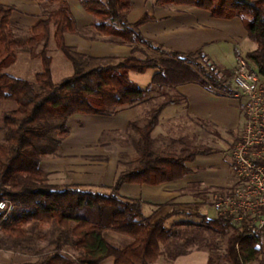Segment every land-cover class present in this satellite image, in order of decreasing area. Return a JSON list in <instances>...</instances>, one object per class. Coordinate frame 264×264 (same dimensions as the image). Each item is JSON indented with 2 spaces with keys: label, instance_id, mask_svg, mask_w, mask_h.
I'll return each instance as SVG.
<instances>
[{
  "label": "trees",
  "instance_id": "16d2710c",
  "mask_svg": "<svg viewBox=\"0 0 264 264\" xmlns=\"http://www.w3.org/2000/svg\"><path fill=\"white\" fill-rule=\"evenodd\" d=\"M35 1L44 7L45 0ZM70 1L48 0L55 10H42L43 17L30 28L13 21L14 6L0 3V102L16 103V109L5 114L0 128L5 138L0 143V202L14 206L7 221L0 219V233L15 240V252L34 257L25 264H101L111 257L115 264H153L160 259L173 262L193 249L208 252V264H214L219 239L225 241L229 264H264V229L257 230L247 218L236 225L231 215L210 219L198 212V205L193 210L175 205L168 214L154 220L153 216H145L143 200L120 193L125 184L157 186L180 180L196 172L187 163L198 156L220 153L203 145H186L179 154H159L152 134L167 107L188 103L177 91L181 86L194 84L213 95L235 98L238 90L233 82L234 71L214 63L203 49L186 54L146 38L142 26L156 19L145 13L138 21L130 22L132 0L80 1L84 11L95 19L93 28L99 37L117 45H132V52L149 50L153 54L145 58L132 54L95 59L80 53L66 42L67 34H79ZM155 1L162 8L194 7L210 12L215 19L241 20L248 39L257 45L244 58L250 70L264 77V0ZM28 29L27 38L19 36ZM51 40L74 69L70 77L58 83L53 80V60L48 55ZM37 48L40 52L36 57L43 68L36 74L35 83L5 73L17 62L18 53ZM95 61L97 64L90 65ZM148 70L156 73L146 89L131 81V73L144 74ZM155 93L162 101L151 106L144 126L137 121L128 126L138 136L134 147L139 156L127 164L128 169L117 173L112 186L100 191L49 181L41 164L70 135V118L115 117L129 108L156 101L152 98ZM53 130L56 135H52ZM39 141L46 142L40 145ZM233 168L230 165L231 172ZM219 191L225 196L233 194L230 188ZM174 216L191 220L166 227L167 220ZM41 225L50 227L49 251L36 246L34 233ZM106 231L127 236L132 243L124 249L115 248L104 239Z\"/></svg>",
  "mask_w": 264,
  "mask_h": 264
},
{
  "label": "crops",
  "instance_id": "0c3cea01",
  "mask_svg": "<svg viewBox=\"0 0 264 264\" xmlns=\"http://www.w3.org/2000/svg\"><path fill=\"white\" fill-rule=\"evenodd\" d=\"M16 1L30 5L32 8L31 12H29L30 10L14 5L16 13L22 12L37 18L38 20L36 23L40 20L39 15L41 12L38 3L34 5L33 2H31L32 0ZM157 8L169 10L171 13L167 15H157L146 12L150 17L155 18L156 21L142 26L141 31L146 38L157 44L163 45L168 50L188 54L203 49L214 63L234 71L237 65L236 58L238 57L236 53L245 57L247 53L257 49V45L248 39L247 32L239 19H215L211 16L210 12L194 7L173 6L162 8L157 6ZM85 15L86 14H83L81 17L87 19L88 15ZM89 16L92 17L91 15ZM21 18V21H18V23L28 25L26 24V18L23 16H21ZM137 20L138 19H136V21ZM246 42L249 44L251 43V45L254 44L255 47L251 46V48L243 54L240 45ZM74 45L75 44H73V46ZM77 46L82 49L81 44ZM177 91L187 98L188 103L167 107L166 109H170L168 114H164L166 109L162 112L158 125L152 134L154 140L162 139L165 140V142L168 140L169 142L173 141L175 137L174 130L181 125L180 122L174 120L177 114H181V116L184 115L191 124L193 122V130L200 131L201 129L209 127L220 134L223 132H236L242 127L243 115L241 101L237 97H219L194 84L181 86ZM73 117L79 116L75 115ZM135 117L136 115L133 108L124 110L115 117H108V120H111L113 125H110L107 130L126 129L129 123L134 121ZM103 128L104 127L101 128L102 131H106V127ZM74 142L72 128L70 135L63 141L60 147V155L52 157L49 162L47 173L50 174V182L56 185L112 186L119 172L120 156L131 152L130 148H126L129 146H119L121 149H118L119 152L115 157L106 153L111 147L110 144L101 147V150L104 149L101 155L106 157L104 161L110 160L104 164L99 161L92 162L83 159L90 157V155L83 154L81 151L82 148L74 149ZM73 149L75 151L70 152ZM187 167L196 170V172L180 180L163 183L157 186L125 184L121 188L120 193L123 197L129 199L143 200L146 203L144 207L145 216H153L155 220L168 214L175 205L184 210L185 207L182 206L181 203L188 204L190 202H185L183 200L182 193L189 191V189L194 186L221 190L225 189L228 185L231 172L230 164L226 161L222 151L208 156H198L194 162L187 163ZM187 197L189 196H186V198ZM183 220L191 219L183 216H174L167 220L166 227L169 228ZM104 239L110 245L118 249H124L132 243L131 238L113 231H106L104 233ZM33 260L34 257L30 255L17 252H9V254H7L0 251V264H25ZM208 263V252L194 249L189 254L181 256L173 262L160 259L153 264ZM101 264H115V259L112 257L108 258Z\"/></svg>",
  "mask_w": 264,
  "mask_h": 264
},
{
  "label": "rangeland",
  "instance_id": "374dc122",
  "mask_svg": "<svg viewBox=\"0 0 264 264\" xmlns=\"http://www.w3.org/2000/svg\"><path fill=\"white\" fill-rule=\"evenodd\" d=\"M33 4H37L35 0H32ZM45 5L42 8L40 5V15L39 17H43L42 10L45 9L46 13H51L55 10V8L51 7L48 4V0H45ZM0 3L5 5L18 6L20 8L30 10L31 6L23 4L21 2H17L16 0H0ZM134 9L130 14L129 20L131 22H135L136 19L139 18L146 12L151 14H170L171 11L164 10L161 8H157L155 0H133ZM71 8L73 10V14L77 19V25L79 29V34H68L67 35V44L71 47H74L80 53L86 54L95 59H102L108 57L115 58H124L129 57L130 55H134L138 58H145L146 54L152 55L153 53L149 50L142 53V51H133L132 45H117L114 43H110L107 39H103L97 35V32L93 28V24L95 23V19L89 16L84 9L82 8L80 0H72L70 1ZM178 13V12H177ZM83 14L88 15L87 19L82 18ZM85 15V16H86ZM21 16L26 18V24L24 25L27 28H30L32 24L36 23L38 20L28 14L25 13H16L14 14L13 21L18 22L21 21ZM84 16V17H85ZM137 20V21H138ZM55 30V27H52V31ZM20 37L23 39L27 38L30 35L29 29L25 30L23 33H19ZM96 38V40H93ZM75 44L73 46V44ZM78 44L82 45V49L78 48ZM254 46L248 42L240 45V49L242 53H246V51ZM141 48V47H137ZM83 50V51H82ZM40 52V48H37L34 52H30L28 50H22L18 53L17 62L11 66L9 69L5 71L6 74L22 80H27L32 83H35V76L37 73L42 71V62L41 59L37 58V54ZM48 55L52 58V75L54 82L58 83L62 80L70 77L74 73V69L72 63L64 56V54L56 48V45L53 40L50 41L48 47ZM243 57V56H242ZM98 61L91 62L90 65L97 64ZM156 73L155 70H148L144 74L131 73L130 78L131 81L136 83L140 88L146 89L152 82V78ZM152 98H155L156 101H152L149 105L146 103H142L133 107L136 117L134 121H137L141 126H144L146 119L148 117V112L150 111L151 106L157 104L162 101L159 93H155ZM241 101V109L243 115V124L242 127L232 133H218L212 128L206 127L205 129L193 130V122L192 124L187 121L184 115L181 114L175 115L174 120L176 122H180L181 125L178 126L176 130H174V139L172 142H169L162 139L155 140V148L157 153L166 154V153H177L186 145H194V146H206L211 147L213 149H217L222 151V154L225 155L226 161L230 164H234L233 153L237 144L244 141L246 138V110H245V98H238ZM16 109L15 102H0V128L4 126V116L7 112ZM170 109H166L164 114H168ZM79 117H72L68 121V126L73 128V143L74 149H81L83 154H88L90 157L83 158L92 162H103L104 164L108 161H104L106 157L101 155L104 152V149H100L101 147H105L106 145H111L110 149L106 151L110 156H114L119 152L118 149H121L119 146H129L126 148H130L131 152L126 154H122L120 156V166L119 171H123L128 169L127 164L134 160L139 156V152L134 147V141L138 139L135 131L127 127L122 130H107L110 125H113L111 120H108V117H100V116H92V115H78ZM163 117V116H162ZM122 118V117H121ZM57 121V120H54ZM187 123V124H186ZM102 127H106V131H102ZM103 128V129H104ZM194 131V132H193ZM56 131L53 130L52 135L55 134ZM211 133V134H210ZM5 141L4 134L0 135V143ZM46 141H39L38 143L42 145ZM73 148V147H72ZM70 152H74L75 150ZM125 149V148H122ZM79 152V151H78ZM60 155V148L56 151L54 155H47L43 158L41 168L44 172H48V165L52 157ZM94 155V156H93ZM108 155V156H109ZM108 159V158H107ZM234 167V165H233ZM49 174V173H48ZM50 176V174H49ZM50 181V180H49ZM238 179L236 178L235 168L230 172V176L228 179V185L226 188H230L233 190L232 193L238 188ZM85 189L91 188L94 190L105 191L102 186H84ZM201 186H194L189 189L187 192H183L182 198L186 202L190 203H181L182 206L185 207L184 210H193L195 206L198 205V212L206 215L210 219H216L219 217L218 211L214 208V203L216 200V196L224 195L225 192H221L219 190L210 189L208 193H206ZM200 195V196H199ZM186 196H189L186 198ZM249 220V224L253 226L255 223V219L251 216L246 217ZM184 219V218H182ZM186 219V218H185ZM193 221L198 222L196 218H192ZM236 225H240V222H235ZM42 235L47 236V239H40ZM50 227L46 225H41V227L34 233V237L36 240V246L41 248L42 250H51L49 246L50 240ZM219 247L216 251L214 264H229L226 259V245L223 239L218 240ZM18 249L15 245V240L7 237L5 234L0 233V251L9 254V252H15L14 250ZM262 249L264 250V241ZM194 250V249H193ZM72 255H75L74 252L70 251ZM16 253V252H15ZM218 254V256H217Z\"/></svg>",
  "mask_w": 264,
  "mask_h": 264
},
{
  "label": "built area",
  "instance_id": "2783aa9c",
  "mask_svg": "<svg viewBox=\"0 0 264 264\" xmlns=\"http://www.w3.org/2000/svg\"><path fill=\"white\" fill-rule=\"evenodd\" d=\"M235 97L245 98L246 138L233 153L238 188L230 196H216L214 208L219 216L231 215L235 222L251 216L257 230L264 229V77L250 70L246 59L236 58ZM14 206L0 202V219L7 221ZM1 230V227H0Z\"/></svg>",
  "mask_w": 264,
  "mask_h": 264
}]
</instances>
